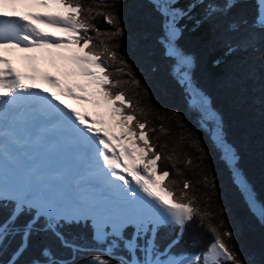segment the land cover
Masks as SVG:
<instances>
[{"label": "snow or ice", "instance_id": "6c2138e0", "mask_svg": "<svg viewBox=\"0 0 264 264\" xmlns=\"http://www.w3.org/2000/svg\"><path fill=\"white\" fill-rule=\"evenodd\" d=\"M148 2L162 17V34L157 42L164 49L165 58L175 61L170 66V75L191 96L190 105L199 109L201 99L207 104V98L192 79L194 59L179 47L185 27L180 22L195 19L192 13L203 6V15L195 19V30L218 13L226 16L240 0H224L222 5L213 0H189L183 8L178 6L181 0ZM257 3L258 14L250 27L264 33V0ZM103 15L106 24L115 26L114 32L105 33L107 38L123 35L117 18L112 14ZM93 18L92 9L86 8L80 0H0V103L9 107L20 103L30 105L50 128L70 133L73 142L82 149L77 159L84 165L82 174L71 178L77 189V194L71 198L29 182L0 187V210L9 208L8 215L0 218V257L19 236L20 243L6 264H20L31 236L51 233L73 257H57L51 248L44 247L41 249L43 260L34 258L32 264H76L74 256L81 249L65 237L61 229L92 221L94 240L106 239L111 234L128 253V258L121 259L119 264H244L211 224L208 230L213 239L200 253L172 251L194 218L199 217L203 227L207 213L201 215L195 197L188 196L187 190L192 186L188 180L183 182L184 191L177 195L173 188L175 182L168 179L171 173L159 169L158 161L162 156L151 143L147 123L137 120L126 93L115 91L127 83L113 80L109 72V63L117 62V51L105 40L95 43L97 38L90 35L93 31L100 33L91 23ZM243 25H248L246 19L231 20L224 31L238 33ZM256 39L254 34L235 43L228 39L225 54L247 51ZM41 62L62 65L63 76L71 78V82H62L41 71ZM119 63L122 67L118 72L133 75L125 59L120 58ZM178 70L182 73L180 78ZM131 82L137 86L140 83L138 79ZM40 83L46 87L40 88ZM189 85L198 95L188 90ZM66 100L105 106L109 121L99 115L90 118ZM202 120V126L211 125L221 158L245 195L250 210L264 223V203H257L251 196L247 179L238 167V155L226 142L216 114L208 117L202 113ZM109 123L120 129L119 135L110 130ZM62 180V176L57 177L58 182ZM23 215H28L29 219L20 224L18 221ZM129 227L133 229L131 237L121 239ZM162 228L169 229L174 238L161 249L157 236ZM223 235L231 238L230 231L226 230ZM80 264H110V261L95 257L83 259Z\"/></svg>", "mask_w": 264, "mask_h": 264}, {"label": "trees", "instance_id": "16d2710c", "mask_svg": "<svg viewBox=\"0 0 264 264\" xmlns=\"http://www.w3.org/2000/svg\"><path fill=\"white\" fill-rule=\"evenodd\" d=\"M80 2L92 9L94 18L91 23L100 29L99 35L90 32L97 38L94 42L99 44L105 40L117 51V62L109 63V72L113 80L127 83L115 91H124L132 101L131 110L135 111L137 120L147 123L151 143L162 156L158 161L159 169L171 173L168 179L175 182L173 188L177 195L184 191L183 182L188 180L192 185L187 190L188 196L195 197L201 215L207 213L203 227L199 217L194 218L172 251L177 254L200 253L213 239L208 230L211 224L244 264H264V223L253 214L245 195L234 183L210 131L211 125L202 126L201 110L190 105L191 96L170 75V66L175 61L165 58L164 49L157 42L162 34L160 14L148 0ZM213 2L222 5L224 0ZM188 3L189 0H181L178 6L183 8ZM101 12L117 18L123 35L111 40L107 38L105 33L114 32L115 26L106 24L103 14L97 15ZM203 12L201 6L192 15L199 19ZM257 14V0H240L226 16L218 13L195 30V19L182 20L180 23L185 27L178 44L194 59L192 79L207 98L208 107L218 117L226 142L238 155V167L247 179L251 196L257 203H264V39H261L264 33L250 27ZM243 19L248 25H243L240 32L225 33L229 21ZM253 34L257 37L253 47L225 54L226 40L235 43ZM120 58L131 66L132 76L117 71L122 67ZM133 79L140 81L138 86L131 82ZM8 211L9 208L0 210V218L6 217ZM27 219L29 216L23 215L18 223L23 224ZM226 230L231 232V238L223 235ZM61 231L81 249L74 256L76 264L95 257L119 264L121 259L128 258L122 244H112L109 238L94 240L89 223L65 226ZM124 237H131L130 228L123 232L121 239ZM173 238L169 229L162 228L157 243L162 249ZM19 243L20 237L17 236L0 257V264H6ZM108 245L113 248L112 253L106 251ZM44 247L51 248L57 257H73V253L62 247L51 233H39L31 236L20 264H32L34 258L43 260L41 249Z\"/></svg>", "mask_w": 264, "mask_h": 264}, {"label": "bare ground", "instance_id": "6f19581e", "mask_svg": "<svg viewBox=\"0 0 264 264\" xmlns=\"http://www.w3.org/2000/svg\"><path fill=\"white\" fill-rule=\"evenodd\" d=\"M41 71L47 72L53 76H56L62 82H69L68 78L63 76V66L58 64L53 66L47 62H41L39 65ZM40 88L46 87L43 83H40ZM1 106H6L0 103V120L1 122L6 120L5 124L14 123L17 125L19 130L27 131L30 128V121L25 118L21 119L23 122L18 121V117L14 112H10L7 116L1 112ZM41 133L39 138L31 137L30 140L33 144H37L35 150V155L38 159V167L43 169L41 173L43 178H49L52 176L53 170H59L60 176L66 179V190L73 195V185L71 183L72 176L76 174H82L83 172V162L77 159V154L82 151L81 147L74 143L70 133L62 131L57 133V131L51 129L47 123L44 121L39 122ZM0 135H5L8 137L6 146L7 148L0 147V172L8 176L7 165L8 160L13 158L16 154L17 161L24 159V153L18 151L12 147V143L20 142V139L12 134L5 125L2 126L0 123ZM21 140H23L21 138ZM115 143V142H114ZM53 164V167L51 166ZM35 178V173H32L28 181Z\"/></svg>", "mask_w": 264, "mask_h": 264}, {"label": "rangeland", "instance_id": "374dc122", "mask_svg": "<svg viewBox=\"0 0 264 264\" xmlns=\"http://www.w3.org/2000/svg\"><path fill=\"white\" fill-rule=\"evenodd\" d=\"M179 68V67H178ZM182 75V73L178 70L177 71V77H180ZM183 83L185 82L184 80H181ZM189 91H192L193 92V95H198L197 93H195L192 89H191V86L189 87ZM73 107H75L74 105H72ZM5 107V106H4ZM78 109L79 110H81V111H83V112H86L87 113V115L90 117V118H97L98 117V115L99 116H101V117H103L106 121H109V117H108V115H107V112H108V109H107V107H105V106H101V107H99V108H96V111L97 112H95L94 111V109H87L86 108V105L84 104V103H79V107H78ZM199 109L201 110V113H203L205 116H208V117H214L215 116V114L213 113V112H211L209 109H208V107H207V105L204 103V101H203V99H201V101L199 102ZM1 112L2 113H4L5 114V112L1 109ZM217 118V122L219 123V119H218V117H216ZM7 121L6 120H4V121H2L1 122V125L2 126H4L5 125V123H6ZM4 123V124H3ZM109 125H110V123H109ZM113 128H115V131L119 134L120 133V129L118 128V127H113ZM214 137V139L216 140L217 138L215 137V136H213ZM7 139H8V137H7ZM20 139V141H22L21 140V138H19ZM52 167H53V164L51 165ZM56 170V169H55ZM52 174V173H51ZM32 175V174H31ZM30 175V176H31ZM53 175V174H52ZM30 176L28 177V178H30ZM41 176L43 177V175L41 174ZM51 177V176H50ZM45 178V177H44ZM28 181V180H27ZM65 185H66V183H65ZM64 185V190H65V192L66 193H68L69 195H71L67 190H66V186ZM4 186H6L2 181H0V187H4ZM49 190L52 192L53 190H54V188H49ZM58 194H62V193H58ZM63 196H65V197H67V195L66 194H62ZM72 197L74 196V194L73 195H71ZM91 225H92V229H93V227H94V225H93V223H92V221H91ZM111 239V242H112V244H117V241L111 236V234H109L108 236H107V238L106 239ZM102 241L103 240H105L104 238H102L101 239ZM109 246V245H108ZM111 246V245H110ZM108 253H112L113 252V248H109V251L108 250H106Z\"/></svg>", "mask_w": 264, "mask_h": 264}]
</instances>
